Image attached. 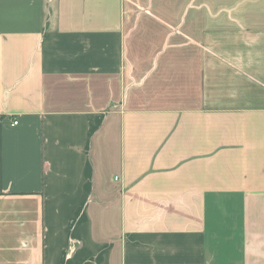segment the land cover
<instances>
[{
    "label": "crops",
    "instance_id": "1",
    "mask_svg": "<svg viewBox=\"0 0 264 264\" xmlns=\"http://www.w3.org/2000/svg\"><path fill=\"white\" fill-rule=\"evenodd\" d=\"M138 16L196 25L124 98ZM0 264H264V0H0Z\"/></svg>",
    "mask_w": 264,
    "mask_h": 264
},
{
    "label": "rangeland",
    "instance_id": "2",
    "mask_svg": "<svg viewBox=\"0 0 264 264\" xmlns=\"http://www.w3.org/2000/svg\"><path fill=\"white\" fill-rule=\"evenodd\" d=\"M139 11H141L139 7ZM141 16V15H139ZM123 18L122 31L128 50V62L123 81H128L124 87V98L127 94L135 95L136 91L147 82L154 92L159 87L169 85L172 89L174 82V47L187 40V32L193 18ZM177 43L178 46H174ZM164 68L171 71H165ZM158 69L167 72L165 75ZM168 80V81H167Z\"/></svg>",
    "mask_w": 264,
    "mask_h": 264
},
{
    "label": "built area",
    "instance_id": "3",
    "mask_svg": "<svg viewBox=\"0 0 264 264\" xmlns=\"http://www.w3.org/2000/svg\"><path fill=\"white\" fill-rule=\"evenodd\" d=\"M13 125H17V122L16 121H13Z\"/></svg>",
    "mask_w": 264,
    "mask_h": 264
}]
</instances>
